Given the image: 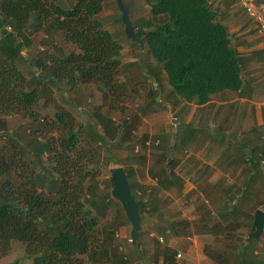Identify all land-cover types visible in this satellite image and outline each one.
<instances>
[{
	"label": "trees",
	"instance_id": "trees-1",
	"mask_svg": "<svg viewBox=\"0 0 264 264\" xmlns=\"http://www.w3.org/2000/svg\"><path fill=\"white\" fill-rule=\"evenodd\" d=\"M148 2L152 19H142L134 26L148 53L166 73L175 95L204 105L215 93L243 89L242 56L209 0ZM103 6L104 0H74L68 8L58 0H0V115L38 120L40 102L46 107L56 91L64 86L73 90L81 84H94L104 107L124 110L129 86L120 80L123 45L98 19ZM153 19L158 22L152 23ZM42 30L47 31L45 43L61 33L64 44L56 43L36 61L39 71L30 87L21 68L23 51L33 44L32 33ZM67 44L75 47L66 50ZM56 118L67 131L60 136L58 150L51 140L22 145L15 136L9 137L10 147L0 148V190L8 201L20 205L3 206L0 202V260L20 242L31 264H101L107 260L130 264L114 249L101 221L107 219L114 203L125 209L110 191H100L99 200L87 189L94 169L84 162L81 126L70 124V110L57 112ZM93 120L103 132L93 130L88 136L99 134L107 142L116 141L120 125L102 105L96 108ZM89 142L87 153L94 151ZM45 155L53 163L52 170L43 167L37 171V163ZM156 168L161 188L184 184L167 157L160 159ZM125 169L133 194L143 200L133 187L132 170ZM108 186L111 188L110 179ZM146 205L142 201L141 214ZM118 223L116 216L115 229Z\"/></svg>",
	"mask_w": 264,
	"mask_h": 264
},
{
	"label": "crops",
	"instance_id": "crops-1",
	"mask_svg": "<svg viewBox=\"0 0 264 264\" xmlns=\"http://www.w3.org/2000/svg\"><path fill=\"white\" fill-rule=\"evenodd\" d=\"M257 2L264 5V0ZM209 3L242 56L245 84L239 91L213 94L204 105L164 99L169 113L164 114L166 117L156 114L152 120L158 123L156 130L162 136L169 134L172 125L176 127L170 144L175 153L167 159L184 184L158 187L163 192H177L181 201L173 208L170 203L160 206L159 197H144L152 193L150 186L156 184L159 172L151 146H161L160 140L155 144L147 141L149 152L131 157L130 168L133 187L147 203L141 214L140 247L132 242L131 222L119 204L112 205L102 224L114 249L130 264H264V231L259 239L246 241L256 211L264 210V36L238 0ZM72 91L79 106L93 101L84 98L88 96L85 91ZM96 92L102 101L101 92ZM186 104L194 105L190 112L183 110ZM150 110L153 115L158 108ZM120 116L110 115L115 121ZM116 216L121 221L117 229ZM30 260L26 264H31ZM101 264L112 263L107 260Z\"/></svg>",
	"mask_w": 264,
	"mask_h": 264
},
{
	"label": "rangeland",
	"instance_id": "rangeland-1",
	"mask_svg": "<svg viewBox=\"0 0 264 264\" xmlns=\"http://www.w3.org/2000/svg\"><path fill=\"white\" fill-rule=\"evenodd\" d=\"M58 2L67 8L74 4V0H58ZM124 3L131 9L130 16L133 23L140 24L142 19H152L151 5L148 0H124ZM120 16L121 11L117 5V0H104V6L98 15V19H100L104 26L109 29L114 38L123 45L122 62L124 65L121 68L120 80L125 81L129 86V93L125 97L123 103L125 107L124 110H110L108 107H104L103 97H101L102 101L98 100V94L96 92L98 90L97 87L94 84H81L76 87V91H79V89L80 92L85 91L88 95L87 97H84L86 100L93 99L92 102H86V106L83 103L80 104V106L83 107L81 109H79L78 98H74V91L68 90V88L64 86L62 90L56 91L55 98L51 101V104L45 107L42 102H40L38 105L40 118L38 120H33L29 117L24 118L20 115H10L5 117L0 115V125L2 126L0 129V148L10 147L11 144L9 142V137L15 136L21 140L22 145L30 143L34 145L39 142L45 143L46 141L51 140L53 146L58 150L60 148V136L67 135V131L59 125L56 113L63 111L64 109L70 110V124L81 126L80 133L83 142L82 144L85 148V151L83 152L84 162L88 163V166L94 169V174H92L91 180H88L87 182V189L92 191L98 197L101 193L100 191L111 192V188L108 186V180L111 175L110 169L116 166V164H123L130 169L131 157L135 158L136 155H141L143 152H149L146 148L147 141H151L155 144L160 140L161 146H151V153H156L154 155H157L155 162L175 153L174 149L171 150L170 144L172 142V137H174L172 134L176 131V127L172 125L173 128L170 130L169 134L162 136L161 133H158L159 130H156L158 129V126L155 124L158 125V123L154 122L152 118L155 117L156 114L163 116L164 114L169 113L165 108V100L170 99L171 97L174 100H177L179 104L185 102L172 92L166 73L148 53L147 46L142 50L139 43L133 42L127 36L125 25L119 21ZM151 21L152 23L158 22L157 19ZM46 34L47 31L45 30L33 32L31 35L33 44L25 48L23 51L24 56L21 61V68L28 75L31 84L30 87L33 86L32 80L34 79L35 74L39 71L36 66V61L44 56L47 51H52L54 49L53 46L56 43L64 44L63 34L61 33H55L53 37L50 36L49 39L51 41L45 43V39H48L46 38ZM74 47L73 44H67L65 49L70 50ZM142 52L147 55L146 69H143L141 66L140 56ZM156 76L158 77V80L156 79ZM81 95L84 96L83 93H81ZM157 96H159V101L156 98V101L154 102V99ZM101 105L102 110L105 109L106 113H110V115L114 116L116 114H121L116 120L118 125H120L121 135L115 142H107L99 137V134H96L94 137L88 136L93 130L103 132L102 127L91 118V116H94L96 108ZM193 106V104H186V106L183 107V110L190 112ZM151 108H158L157 112L154 113L155 115H151L153 113V111L150 110ZM144 118H147V122ZM194 123L195 121H192L191 125L194 126ZM151 129L153 130L151 131ZM208 131L210 134L211 126H209ZM123 134L125 136H123ZM89 140L92 141V149L94 151L87 153L86 148L88 144H90ZM177 145L180 144L177 143ZM137 148L139 149V152L135 151ZM37 165V171L44 167L50 172L53 163L50 161L49 155H45L42 162L37 163ZM31 166L35 168V165L32 163ZM150 188L152 189V193H149L144 197H148L149 199L159 197L157 203H159L160 206L162 203H170L171 207H178L181 197L177 192L168 193L163 192V190L161 191L158 187L157 181L156 184L151 185ZM195 200L196 196L193 198L192 202ZM101 221L103 223L104 219L102 218ZM27 259L24 246L22 243L17 242L14 244L13 250L0 260V264H26L29 262Z\"/></svg>",
	"mask_w": 264,
	"mask_h": 264
},
{
	"label": "water",
	"instance_id": "water-1",
	"mask_svg": "<svg viewBox=\"0 0 264 264\" xmlns=\"http://www.w3.org/2000/svg\"><path fill=\"white\" fill-rule=\"evenodd\" d=\"M117 5L121 11V20L125 25V32L127 36L133 41L140 44L141 49H145V41L139 37L134 23L131 19L130 12L126 7L124 0H117ZM146 53L142 52L140 56L141 66L146 69ZM110 183H111V195L119 201L126 211L127 217L132 225L131 238L135 246L140 247V226H141V200H138L133 194L129 184L128 174L123 166H115L110 169ZM0 202L3 206H13L19 208L20 205L8 201L0 190ZM264 231V210L258 209L256 211L255 221L252 229L246 237V241L253 239H259Z\"/></svg>",
	"mask_w": 264,
	"mask_h": 264
},
{
	"label": "built area",
	"instance_id": "built-area-1",
	"mask_svg": "<svg viewBox=\"0 0 264 264\" xmlns=\"http://www.w3.org/2000/svg\"><path fill=\"white\" fill-rule=\"evenodd\" d=\"M239 4L243 7L246 14L249 18L256 21L258 25L259 34L264 36V5H260L257 0H238ZM8 30H12L11 27H8ZM182 254L178 253V257H181Z\"/></svg>",
	"mask_w": 264,
	"mask_h": 264
}]
</instances>
